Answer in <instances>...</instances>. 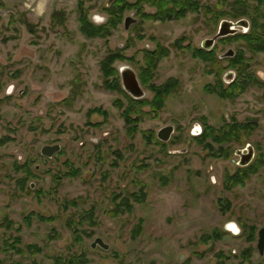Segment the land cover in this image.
<instances>
[{
	"label": "rangeland",
	"instance_id": "374dc122",
	"mask_svg": "<svg viewBox=\"0 0 264 264\" xmlns=\"http://www.w3.org/2000/svg\"><path fill=\"white\" fill-rule=\"evenodd\" d=\"M111 1L86 0L87 16L103 22ZM223 1L202 0L215 11ZM53 11L65 18L62 26L50 22ZM133 12L124 14L135 18L128 29L121 23L100 39L79 31L75 0H0V264H53L55 257L83 254L84 264H264L255 247L264 227V93L208 92L203 86L215 76L190 50L234 13L156 22ZM239 15L254 29L264 21L260 12ZM153 44L165 56L156 54V69L150 65L141 77L148 76L140 80L148 100L128 107L121 91L101 87L99 63L121 48L132 58L114 65L137 73ZM227 46L251 51L232 40L216 43L215 52ZM258 52L251 69L264 79V51ZM152 86L167 91L161 105L133 120V112L151 108ZM92 108L99 111L88 115ZM128 109L127 132L121 111ZM203 120L215 128L248 120L258 126L230 138L217 155L216 145L190 134ZM168 125L169 139L160 141L156 131ZM244 142L263 164L226 189V176L237 171L232 151ZM53 143L60 154L41 156L40 148ZM31 157L25 177L17 165ZM70 168L76 173L67 174ZM219 231L221 237L202 240ZM95 237L108 248H91Z\"/></svg>",
	"mask_w": 264,
	"mask_h": 264
},
{
	"label": "flooded vegetation",
	"instance_id": "af4514ba",
	"mask_svg": "<svg viewBox=\"0 0 264 264\" xmlns=\"http://www.w3.org/2000/svg\"><path fill=\"white\" fill-rule=\"evenodd\" d=\"M241 1L243 2L245 1V4L244 6H239L238 8L237 5H240V4L237 2V0H230V1L224 0L223 3H221L220 5V7H224V8L218 9L216 11L224 12V13L225 12L234 13L235 16L232 19H228V20L221 18V20L217 22L216 30L213 32L211 37H208L202 40L199 43L198 47L196 48L189 47L191 50V57L201 61L203 65L207 66V71H206L207 74L212 73L215 76V82L213 84L212 83L205 84L203 86V89L207 90L208 92L213 91L221 97H225V96L229 97L230 95V98H237L242 93L247 91V89H251L252 87L260 88L261 91L264 93V79L261 78L259 75H257L254 69L253 70L251 69V65L254 59L253 61L252 59H250V56L256 53H259L258 51H264V50L248 51L249 54H245V53H241L240 49L238 50L233 49L231 46H227L225 50L217 51V53L215 52V49H214L216 43H221L223 41L227 42V41L233 40L234 42H236V41L242 40L243 43L246 44L247 36L249 35H251L257 41L264 40V21L259 22V26L257 28L255 27L254 29V25L249 21V19L246 16H240V15L237 16V10L246 11V12H260L262 16H264V1H263V4L258 7V9L256 8L258 3L254 0H241ZM163 2L164 0H112L109 5H106L107 7L106 6L103 7L102 11L105 14V19L103 22L95 23L90 19L89 15L87 16L89 21L96 26H105L107 22H109L110 24V26L108 27L106 25L105 35L93 36V37H97L100 39H107L112 34V30H114V28H116L121 23L124 29H128V27L131 24L135 23V18H132L130 15H124L127 8L133 9L134 10L133 13H135L141 19H151L152 21H156V22H166L170 20L182 19L190 13L216 12L214 9H209L208 4L203 3L202 0H189L188 2L189 7L186 6L184 0H167L166 7L171 8L174 13H176L177 15L179 14V15L175 16L177 18H171V19L165 18V20H160L159 17L156 16V13L159 11V9H162ZM114 5H116V7L122 6L123 8L122 10L119 11V13H115L112 16L109 14V12H111V8ZM145 5L148 8H151V10L150 11H148L147 9L145 10L144 9ZM213 16L215 17V14H211L212 18ZM128 17L131 19V22L129 23L127 27H125L124 21ZM211 17L210 19H208V21L211 20ZM220 17L221 16H219L218 19ZM114 18H117L115 23H113ZM214 22H216V20H214ZM224 22L225 23L229 22V24H233V25L229 26L228 28L223 26V30L227 31V33L223 35H219L220 25L223 24ZM116 50L122 51L121 48H117ZM157 51H158V45L156 44L155 45L153 44V47L151 49H144L143 54H142V59L139 62L140 66L138 67L137 69L138 72L136 73L133 70V68H131L129 65H123L122 67H119V68L117 67V65H114V63L116 61H120L119 59L121 58L122 59L124 58V60H130L132 57H127L120 52H115L114 49L110 50L109 53L105 55V56L109 55V60L108 59L106 60V65L109 67H112L116 73L114 74L111 72L106 77L107 84L112 86L114 82H117L118 89H113V88L106 89L103 87V85L101 87L107 91H112V92L121 91L125 95V98H126L125 103L127 106H129V103L131 102L136 104V103L142 102L143 100H148L144 98L145 94L141 87V81H142L141 77L148 75L147 71L149 69V66L151 65L147 60H145V55L151 56L149 53H154ZM152 68L156 69L154 67ZM132 72L135 75V78L141 90L143 91L142 97L134 98L123 88V85H122L123 79L127 80L129 78V74H132ZM218 74H220V77L217 76ZM102 83H103V80H102ZM237 85H239L242 89V91L240 92L238 96H237ZM226 91L228 92L226 93ZM228 93L229 95H226ZM129 98L132 101H129ZM144 107H147V106H144ZM147 108H148V111H144L143 109H140L139 113L135 116H138V117L142 116L141 112L144 114H146L147 112L151 113L152 109L149 107ZM98 111H99L98 108H92L87 111V114L90 115L92 113H97ZM124 113L125 115H128L129 109L121 111L122 115ZM203 121H204L203 123H196V127L193 128L190 134L192 135V138L201 139L202 141L206 140L208 141L207 144L216 145L217 155L220 154V152H225L226 148H224L222 145L227 143L230 138L232 139L237 138V134L251 133L258 126L254 120L252 121L248 120L246 122L239 124L241 126H239V129L237 132V124H238L237 122L224 123L222 126L215 128L213 126L208 125L205 120ZM125 125H126V129L128 132L129 125L126 123ZM247 125H252V126L254 125V127L248 130ZM168 126L172 127L171 125H168ZM229 126H231L233 130L229 132L224 131ZM159 130L160 129L156 131L155 135H157ZM245 143L246 142L243 143L242 148L232 151L233 152L232 154L237 155V158H238L235 164L236 166H234L236 167L235 169L246 168L247 166L251 165L253 162L257 160V158L255 159L256 155H254V146L250 144H245ZM54 145H58L59 149L53 152L50 156H47L41 153L42 147L54 146ZM42 147L40 148V151H39L41 156L51 157L54 153L60 154V145L57 143L45 144ZM32 159L33 157H31V160H25L21 164L17 165V169L23 171V173L25 174L24 175L25 177L30 175L26 173L28 171L30 173L31 169L33 168L32 165H31L32 167L31 166L29 167V165L32 163ZM67 172L68 173L74 172L75 174L76 170L75 169L73 170L72 168H70L69 171ZM259 230L257 231V239H256L255 247H256L258 254L261 255L264 252V247H263V252L260 254L258 251V247H257ZM239 235L240 233L237 236Z\"/></svg>",
	"mask_w": 264,
	"mask_h": 264
},
{
	"label": "trees",
	"instance_id": "16d2710c",
	"mask_svg": "<svg viewBox=\"0 0 264 264\" xmlns=\"http://www.w3.org/2000/svg\"><path fill=\"white\" fill-rule=\"evenodd\" d=\"M85 1L86 0H75V10L77 12V18L76 19H77V22H78V28H79L80 32L82 34H84L86 36H90V37L105 35L106 34V25H107V27L110 26L109 22H107L105 26H96V25L92 24L89 21L88 17H87V13H86L87 6H85ZM184 1H185L186 6L189 7V4H188L189 0H184ZM254 1H256L258 3V5L256 7L258 9V7L263 4L264 0H254ZM237 2L240 4V5H237L238 8H239V6H244V4H245V1L243 2L241 0H237ZM114 3H115V1H114ZM166 4H167V0H164L163 5H162V9H159V11L156 13V16H158L160 20H165V18H167V19H169V18L170 19L171 18H177V17H175L177 14L174 13L171 8L166 7ZM122 8H123L122 6L121 7L120 6L116 7V5H114V6H112L111 12H109V14L113 16L115 13H119V11L122 10ZM239 12H241V11L237 10V16L239 15ZM64 19L65 18H63V15L59 11L51 12L50 22L52 23V25H55L57 23L59 25H61L63 23ZM116 20H117V18H114L113 23H115ZM247 44H248V47H249V49L251 51L264 50V40L257 41L251 35L247 36ZM114 51L117 52L118 50H114ZM110 53H112V52H110ZM155 53L158 54V57L165 56V51L164 50H162V51L158 50L157 52L149 53L152 56V59H151L150 56H148L149 59H150V63H151L152 67H153L154 61H156V59H154V58L157 57ZM107 59L109 60V55L104 56L102 58V60L100 61V63H99L100 75H101V78L103 80L102 85L106 89H108V88L118 89V83L117 82H114L112 86L107 84L106 77L111 72L114 73V74L116 73L112 67H109V66L106 65V60ZM146 60L148 61L147 58H146ZM242 68H244V67H242ZM146 79H148V76L144 77L142 80L144 81ZM151 90L154 92L153 97L149 101H146V103L150 104L152 111H155V108L159 107L161 105L163 96H164V94L167 91L166 90L160 91L155 86H152ZM155 91H157V93ZM241 91H242L241 87L239 85H237V96L240 94ZM227 92L228 91H226V93ZM226 95H229V93L226 94ZM229 97H230V95H229ZM130 104H131V106L135 107V103L131 102ZM131 106H128V107H131ZM138 113H139V111L138 112H133L132 114H134V116H135ZM132 114H130V109H129V114L128 115H125V113L122 115V117L124 118L125 123H129L131 121L130 118H132ZM138 118H139L138 116L133 117V120H136ZM239 126H241V125L237 124V132H238ZM253 127H254V125L253 126L252 125H247L248 130L252 129ZM133 129H134V127H133ZM232 130H233L232 127L229 126L224 131L229 132V131H232ZM258 161H260V160H258ZM262 164H263L262 161L261 162H254L251 165L247 166L246 168L237 169V171H232L225 178V186H224V188L230 189L233 186L242 185L243 182L250 175L254 174L257 171L258 166H261ZM26 174H30L29 171ZM67 174L72 175V174H74V172H71V173L69 172ZM135 200H138V199L135 198ZM223 232L224 231H221V232L219 231L216 234L212 233V234H209V235H205L202 238V240L207 241L209 239L213 240L215 238L221 237V234ZM30 247L33 248V252H35V253L40 251V248L36 247L34 244H31ZM84 261H85L84 254L80 255V256L74 255V256H71V257H68V258H64V259L61 258V257L53 258V264H84Z\"/></svg>",
	"mask_w": 264,
	"mask_h": 264
},
{
	"label": "water",
	"instance_id": "95a60500",
	"mask_svg": "<svg viewBox=\"0 0 264 264\" xmlns=\"http://www.w3.org/2000/svg\"><path fill=\"white\" fill-rule=\"evenodd\" d=\"M130 22H131V19L129 17L126 18L124 21V26L127 27ZM231 25L233 24H229V22H226V23L224 22L223 24H221L219 35H223L227 33V31L223 30V26L228 28ZM122 85H123L124 90L127 91L132 97L139 98L143 96V91L141 90L133 72L132 74H129V78L127 80L123 79ZM171 132H172V127L165 126V127L160 128L156 136L160 141L165 142L169 139ZM58 149H59L58 145L44 146L41 148V153L44 155L50 156L53 152L57 151ZM96 246L104 250L108 248V245L104 243L103 240L99 237H95L90 244L91 248H95ZM257 247H258L259 253L261 254L263 252V247H264V227L260 228L258 232Z\"/></svg>",
	"mask_w": 264,
	"mask_h": 264
},
{
	"label": "snow or ice",
	"instance_id": "6c2138e0",
	"mask_svg": "<svg viewBox=\"0 0 264 264\" xmlns=\"http://www.w3.org/2000/svg\"><path fill=\"white\" fill-rule=\"evenodd\" d=\"M234 227V226H233Z\"/></svg>",
	"mask_w": 264,
	"mask_h": 264
}]
</instances>
